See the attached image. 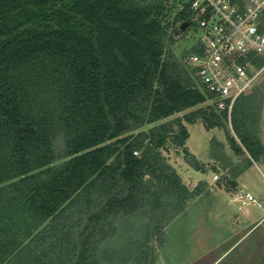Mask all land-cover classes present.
Wrapping results in <instances>:
<instances>
[{"label": "trees", "instance_id": "1", "mask_svg": "<svg viewBox=\"0 0 264 264\" xmlns=\"http://www.w3.org/2000/svg\"><path fill=\"white\" fill-rule=\"evenodd\" d=\"M178 1L0 0V264H99L118 219L136 213L162 233L202 193L163 153L194 160L187 124L230 122L237 153L264 154L263 92L230 114L204 105L196 47L173 49L193 15Z\"/></svg>", "mask_w": 264, "mask_h": 264}, {"label": "rangeland", "instance_id": "2", "mask_svg": "<svg viewBox=\"0 0 264 264\" xmlns=\"http://www.w3.org/2000/svg\"><path fill=\"white\" fill-rule=\"evenodd\" d=\"M195 24L186 34L174 36L176 55L200 39ZM261 92L257 133L264 146V75L243 96ZM210 104L207 100L204 105ZM187 127L186 145L193 154L188 158L196 160L200 170L192 166L194 160H186L182 148L170 144L163 153L186 186L192 190L200 184L202 193L190 199L162 233L154 232L149 218L140 213L121 216L116 233L101 246L99 264H264V154L255 160L248 151L237 153L230 142L236 137L230 122L210 130L200 120ZM57 148H64L62 137ZM237 192L253 193L260 205L242 206L233 200ZM145 251L147 262L142 259Z\"/></svg>", "mask_w": 264, "mask_h": 264}, {"label": "built area", "instance_id": "3", "mask_svg": "<svg viewBox=\"0 0 264 264\" xmlns=\"http://www.w3.org/2000/svg\"><path fill=\"white\" fill-rule=\"evenodd\" d=\"M178 2V10L188 2L191 23L201 30L189 63L210 103L230 114L236 101L264 75V0ZM233 200L242 206L258 203L251 192H237Z\"/></svg>", "mask_w": 264, "mask_h": 264}, {"label": "water", "instance_id": "4", "mask_svg": "<svg viewBox=\"0 0 264 264\" xmlns=\"http://www.w3.org/2000/svg\"><path fill=\"white\" fill-rule=\"evenodd\" d=\"M189 25H190V21L183 22L181 25L182 30H185Z\"/></svg>", "mask_w": 264, "mask_h": 264}]
</instances>
